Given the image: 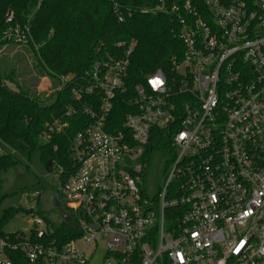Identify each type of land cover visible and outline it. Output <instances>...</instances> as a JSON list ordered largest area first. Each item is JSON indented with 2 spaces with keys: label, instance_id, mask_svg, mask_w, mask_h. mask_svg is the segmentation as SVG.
Instances as JSON below:
<instances>
[{
  "label": "built area",
  "instance_id": "obj_1",
  "mask_svg": "<svg viewBox=\"0 0 264 264\" xmlns=\"http://www.w3.org/2000/svg\"><path fill=\"white\" fill-rule=\"evenodd\" d=\"M203 2L144 8L176 15L184 51L172 71L158 68L135 86L138 109L122 126L109 118L136 40L123 58L109 56L80 77L57 76L58 90L70 87L77 101L65 117H91L69 145L77 169L62 196L71 237H48L44 217L36 216L39 240L0 233V264H14L10 251L24 252L31 264H94L100 249L95 264H264V0ZM31 20L16 22L10 13L2 40L38 51ZM67 125L55 118L48 128ZM157 129L170 135L173 157L151 197L145 155ZM41 194L38 188L29 199Z\"/></svg>",
  "mask_w": 264,
  "mask_h": 264
},
{
  "label": "trees",
  "instance_id": "obj_2",
  "mask_svg": "<svg viewBox=\"0 0 264 264\" xmlns=\"http://www.w3.org/2000/svg\"><path fill=\"white\" fill-rule=\"evenodd\" d=\"M184 1L165 0L168 6ZM192 1L205 7L203 0ZM115 2L0 0V50L3 45L15 44L2 40L3 32L9 26L7 16L13 13L16 22L22 23L32 15V34L39 47L38 51L33 45L27 47L35 56L39 75L50 77L53 89L51 95L43 98L44 93L38 91L37 83L18 82L14 78V70L8 72L0 67V147L5 150L0 154V174L21 163L29 167L37 152L41 153L46 166L49 161H53L54 168L60 173L62 185L76 171L77 165L72 160L69 145L73 137L90 122L91 117L84 113L65 117L67 109L77 104V101L73 99L70 87L58 90V75L74 73L80 77L91 71L98 61L108 59L109 56L123 58L128 43L136 40L124 78V90L117 91L109 118L114 128L122 126L127 114L137 111L135 86L145 84L147 77L158 68L172 71L174 58L182 57L184 46L176 32L179 23L176 15L144 10L147 4L150 7L156 6L160 0H117L120 10L126 15L123 22L117 16ZM121 41L127 44L118 46ZM12 81L17 83L15 88L8 84ZM49 99L54 101L46 103ZM89 100V96H83V102ZM55 118L68 122L65 130L49 131L48 123ZM170 142L168 133L154 130L145 157L149 160L155 148L170 150ZM5 145L14 152L6 150ZM2 186L3 179L0 177V189ZM36 189L38 187L30 189V192ZM42 194L37 197V201L41 200ZM21 209L10 207L4 211L0 220L1 234L6 233L2 229L3 224ZM63 211L70 213L71 210L65 204ZM44 219L45 228L49 231L48 237L58 236L64 242L70 239L71 229L66 221L55 226L47 217ZM18 232L31 234L33 240H39L33 228L29 233ZM10 234L14 235L15 232ZM8 255L14 264H31L22 251H10Z\"/></svg>",
  "mask_w": 264,
  "mask_h": 264
},
{
  "label": "rangeland",
  "instance_id": "obj_3",
  "mask_svg": "<svg viewBox=\"0 0 264 264\" xmlns=\"http://www.w3.org/2000/svg\"><path fill=\"white\" fill-rule=\"evenodd\" d=\"M0 67L8 72L14 70L16 72L14 78L18 82L37 83L38 91L44 93L43 98L53 92L50 87L52 84L50 77L39 75L35 56L26 45H3L0 50ZM8 84L13 88L17 85L14 81L8 82ZM53 101L54 99H49L46 103ZM172 157L171 150L161 147L153 149L145 174V189L149 196H156L159 192ZM23 162L25 161L23 160ZM51 162L49 170L41 153L37 152L29 167L25 163H21L0 174L3 179V186L0 189V220L6 209L10 207L22 208L12 219L3 224L4 231L29 233L33 227L34 217L39 215L47 217L55 226H59L64 221L60 213L66 204L61 195L63 185L59 171L54 168L53 161ZM35 187L40 188L43 192L41 200L37 202L29 199L30 189ZM57 202L62 205V209L57 207ZM28 209H34L33 214H28ZM103 257L104 250L100 249L93 258V263L101 262Z\"/></svg>",
  "mask_w": 264,
  "mask_h": 264
},
{
  "label": "water",
  "instance_id": "obj_4",
  "mask_svg": "<svg viewBox=\"0 0 264 264\" xmlns=\"http://www.w3.org/2000/svg\"><path fill=\"white\" fill-rule=\"evenodd\" d=\"M148 5H149V4H147V6H148ZM51 165H52V162L49 161L48 164H47V168H48L49 166H51ZM57 207H58L59 209H62V206H61V204H60L59 202H57ZM27 213H28V214H32V213H33V209H28V210H27ZM61 215H62L64 221H66V222H71V221H72V216H71L70 214H68L67 212L62 211V212H61Z\"/></svg>",
  "mask_w": 264,
  "mask_h": 264
},
{
  "label": "flooded vegetation",
  "instance_id": "obj_5",
  "mask_svg": "<svg viewBox=\"0 0 264 264\" xmlns=\"http://www.w3.org/2000/svg\"><path fill=\"white\" fill-rule=\"evenodd\" d=\"M63 211V209L60 211V213Z\"/></svg>",
  "mask_w": 264,
  "mask_h": 264
}]
</instances>
